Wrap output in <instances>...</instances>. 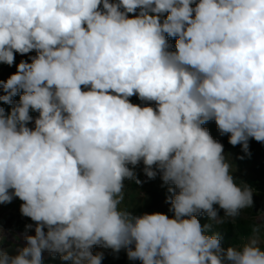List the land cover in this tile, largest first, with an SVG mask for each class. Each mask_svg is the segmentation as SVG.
I'll use <instances>...</instances> for the list:
<instances>
[{
    "label": "clouds",
    "instance_id": "1",
    "mask_svg": "<svg viewBox=\"0 0 264 264\" xmlns=\"http://www.w3.org/2000/svg\"><path fill=\"white\" fill-rule=\"evenodd\" d=\"M33 50L0 81L13 105L0 107V203L23 201L35 235L18 255L0 251V264H42L44 251L102 264L94 245L142 264H264V213L226 249L197 219L235 223L253 206L202 125L214 120L249 156L250 139L264 143V0H0V63ZM141 161L175 186L173 218L125 210Z\"/></svg>",
    "mask_w": 264,
    "mask_h": 264
},
{
    "label": "rangeland",
    "instance_id": "2",
    "mask_svg": "<svg viewBox=\"0 0 264 264\" xmlns=\"http://www.w3.org/2000/svg\"><path fill=\"white\" fill-rule=\"evenodd\" d=\"M110 2H118V0H110ZM102 9V4H101ZM139 14V9L135 13H129V18H134ZM170 51H175V44H170ZM15 60L22 57L19 53H14ZM4 65V63H0ZM7 65V64H6ZM82 90H88L82 86ZM38 118V116L36 117ZM35 118V119H36ZM35 119L27 125L30 129L35 128ZM249 141H254L253 147L249 148L251 155H247L243 149L242 145L233 146L229 143V137L226 141L221 142L224 147V155L227 161L231 164V174L238 183L244 182L250 185L254 189L253 193V206L250 209H244L241 215L236 218L235 221H239L246 230L252 229V226L256 223V218L260 213H264V143L257 142L256 140L250 139ZM244 157L240 159L239 157ZM131 168L132 166L129 165ZM145 165L141 161L137 166L133 168L136 174V178L141 181L137 184L135 180L126 179L124 181V201L123 206H125L126 201L129 202L127 206L128 212L140 210L142 215L145 213H162L169 218H173L174 214L169 210L171 207L170 202H166L172 193L168 191L170 187L175 188L174 185L166 184L162 178L159 170L154 179H149L144 172ZM155 170V168H154ZM7 203H0V218L7 213ZM217 208L219 216H224V211L219 209L218 205H214ZM200 219L207 221L206 225H210L211 221L206 214L201 213L197 216ZM4 229L7 235L11 236L15 232H18L19 225L21 222H14ZM221 225V224H220ZM219 225V226H220ZM248 234L242 233L238 234V244L246 241L251 232ZM261 237L264 239V229H261ZM237 244V245H238ZM223 247V244H221ZM134 249V245H131ZM226 249V248H225ZM103 253L102 264H142L140 260H130L127 256V250L122 248L119 252H114L110 248H101L98 246L94 253Z\"/></svg>",
    "mask_w": 264,
    "mask_h": 264
},
{
    "label": "trees",
    "instance_id": "3",
    "mask_svg": "<svg viewBox=\"0 0 264 264\" xmlns=\"http://www.w3.org/2000/svg\"><path fill=\"white\" fill-rule=\"evenodd\" d=\"M195 7V4L192 5ZM166 17V14H165ZM169 44H176V39L174 37H167ZM37 53L35 50L22 55L20 59L15 60L14 64L12 66L9 65H0V81H7V79L17 71L16 65H18L22 60L27 61L28 63H31L30 57L36 56ZM4 91L2 87H0V95H4ZM22 94V93H21ZM14 101L19 102V95L13 97ZM129 101L135 105H139L141 107L144 106H150L153 107L154 109L156 108L155 102H149V101H142L139 99L138 95H133L132 97L129 98ZM0 107L5 109V112L10 114L11 109L13 105L6 104L3 101H0ZM30 115L32 116V121L39 116L38 112L31 111L30 110ZM31 121V122H32ZM30 122V123H31ZM29 123V124H30ZM28 124V125H29ZM202 127L206 128L211 136L213 137L214 140L218 142H224L226 139L229 137L230 134H221L220 131L218 130V127L215 123L214 120H210ZM255 140V139H252ZM254 141H249V148H252L254 145ZM155 168V166H154ZM13 190H10V192ZM23 203L18 197H14L13 200L10 203H7V213L4 214L2 218H0V251L8 253L10 256H15L19 254V251L27 246V242L25 239V236L27 235H35V222L32 221L30 218L23 216L20 211V206ZM127 206H129V202L126 201L125 203V210L128 211ZM131 214L133 216H141L142 213L140 210L132 211ZM256 223H260V221L255 217ZM14 222H21L19 225L18 232H15L13 235L9 236L7 233L4 231L6 227H8L10 224ZM197 219L200 221L202 226H205L207 224V221L204 219H200L197 217ZM31 225V228H28L26 226ZM254 226V225H253ZM252 226V227H253ZM47 231V229H45ZM250 230H246L245 227L239 223V221H235V223L231 221H227L220 226L217 225L215 222H212L210 224V228L208 231V234H214V233H219L220 239H221V244H223V248H228L229 246H235L238 244V234H248ZM251 232V231H250ZM134 245V244H133ZM99 245H94L91 249L93 255H95V249ZM103 248V247H101ZM42 264H71L70 261H63L60 258L59 254L53 255L49 253L48 251H44L42 253ZM133 261V260H132Z\"/></svg>",
    "mask_w": 264,
    "mask_h": 264
}]
</instances>
